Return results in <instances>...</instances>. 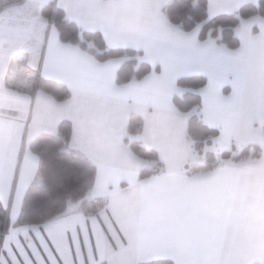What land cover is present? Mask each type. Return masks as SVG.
<instances>
[{
    "label": "snow or ice",
    "instance_id": "obj_1",
    "mask_svg": "<svg viewBox=\"0 0 264 264\" xmlns=\"http://www.w3.org/2000/svg\"><path fill=\"white\" fill-rule=\"evenodd\" d=\"M172 2L0 0V264H264V0Z\"/></svg>",
    "mask_w": 264,
    "mask_h": 264
},
{
    "label": "trees",
    "instance_id": "obj_2",
    "mask_svg": "<svg viewBox=\"0 0 264 264\" xmlns=\"http://www.w3.org/2000/svg\"><path fill=\"white\" fill-rule=\"evenodd\" d=\"M205 3L206 0H201L202 7L192 12L193 19L188 18V12L190 11V0H185V6L179 9L177 8L176 0H173V2L167 6L165 10L168 12L170 19L174 23L183 22L185 28H191L196 21L201 19L206 14L205 8L203 7ZM256 11L257 9L255 6L248 5L242 9V14L248 16ZM220 20H227L231 24L238 23V20L232 16L221 17ZM220 20L215 22L218 23ZM232 43L233 46H236L239 44V41L236 40ZM205 82V78L200 76L184 77L179 80L180 84L189 85L192 87H199ZM178 102L184 106H187L192 103H199L200 97L189 93L186 95L185 101ZM59 127V136L43 134L41 137H38L33 144L34 149L39 152L43 158L44 169L50 176L49 183L53 189L56 188L57 183L61 178L71 174H79L80 166L87 167V165H84L83 161L76 154L64 150V140L71 134L70 121H62ZM90 179V176L86 178L82 177V181ZM32 196L33 190L30 189L29 200L32 199Z\"/></svg>",
    "mask_w": 264,
    "mask_h": 264
},
{
    "label": "crops",
    "instance_id": "obj_3",
    "mask_svg": "<svg viewBox=\"0 0 264 264\" xmlns=\"http://www.w3.org/2000/svg\"><path fill=\"white\" fill-rule=\"evenodd\" d=\"M256 30H258V28L256 29ZM194 76H200V77H203V78H205V80H206V77L203 75V74H198V75H194ZM190 77H193V76H190ZM181 78H184V77H181ZM180 78V79H181ZM197 96H199V95H197ZM201 99V98H200ZM75 154V153H74Z\"/></svg>",
    "mask_w": 264,
    "mask_h": 264
}]
</instances>
